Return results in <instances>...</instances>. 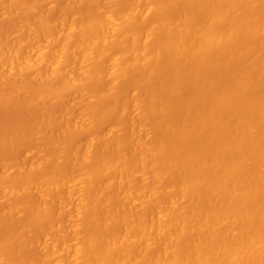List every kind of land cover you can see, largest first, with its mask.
<instances>
[{"label":"bare ground","instance_id":"bare-ground-1","mask_svg":"<svg viewBox=\"0 0 264 264\" xmlns=\"http://www.w3.org/2000/svg\"><path fill=\"white\" fill-rule=\"evenodd\" d=\"M60 1L62 0L58 2L62 4L67 1L87 3L89 0ZM91 1L93 0L89 2ZM140 1L144 8L139 7L140 9L136 8L132 11L130 8V12L125 11V14L121 12L122 10L116 9L103 16V14L92 13L88 10L86 14L83 12L81 16L72 17V20L68 21L69 27L65 23L66 30L64 27L57 36L54 34L48 37L51 34L48 32L46 36L48 38L45 43L43 42V46L41 39L45 33L43 31V36L39 32L41 29L35 32L39 34L38 39L37 37L31 39L36 40L34 45L30 41V50H27L29 46L26 48L25 45L18 43L20 41L14 44L11 40L12 45L11 43L8 45L9 42L6 43L7 45H1L0 83L11 82L10 80L16 79L19 75H25L22 73L28 70L33 72V68L36 71L37 67H43V70H48H40L43 71L41 78L45 75L44 72H47L45 78L42 79L63 77L64 80L63 75L66 74L70 80L65 81H70L73 89L77 82L85 80L97 86L96 84L103 77L111 80L109 82L107 79V85L109 82L112 87L109 90L118 89L122 88V84L126 85L130 80L143 76L144 73L153 76L157 74L170 76L189 67L201 66L202 63L205 65L204 62L209 61L210 57L212 59L214 54L217 55L219 52L222 54L226 49H230L231 53L233 49H236L238 54L248 57L251 49L254 48L251 45L256 48V43L259 44L264 40V0ZM36 2L38 3V0H31V2L29 0L30 7L34 8V5L36 7ZM74 3L73 5H76ZM136 4H138L137 0ZM158 16L161 17L158 18L159 20ZM131 26L134 28L132 29ZM108 30L113 32L116 30L117 33L111 35L110 32L111 36H109L107 35ZM36 41L41 42L40 45ZM255 78L251 83H257L258 81L255 82V80L261 79ZM94 80H98L97 83H94ZM102 82H106V79ZM193 82L186 83L185 81L184 85L181 83L180 88L177 83V90H180L172 89L176 92H172L174 95H170V92L166 94L161 92L157 96L160 98L144 99L139 102L140 108L137 112L139 118L151 124L146 135L143 136L146 138L139 135L141 131L134 128L136 125L125 127L127 125L122 124L121 126L125 128L122 127L121 134L119 129H116L115 131L119 132L116 133L118 135L116 137L108 134L106 137V134L97 133L89 137L85 144L83 143L85 146L78 144L79 146L73 147L74 149L68 150L69 152L67 151L64 155L62 153L63 156H59L61 157L59 162L64 166L61 169L65 171L59 174L45 171L47 170L45 167L58 161L53 158V155L40 157L35 160V163L33 160L30 166L28 165V174L24 169H18L15 174L7 172L8 170L1 174V196H19L30 189V191L35 190L39 198L43 197L45 200L53 196L50 195L53 194V189L64 188L68 190V193L69 191L72 193L71 188L75 185V180L81 176V188H84L86 193L84 197L79 198V203L76 201L77 203L74 204L78 205L77 210L80 213L85 212V216L91 213V210H94L92 213L100 212L99 209L104 210L103 208H108L107 205L119 199L122 200L118 202L125 205L127 203L125 201H128L132 195L133 200L135 198L140 200L139 207L141 208L139 209L142 211L151 207L150 199L155 198L160 203L164 200L161 204H165L163 206L165 210L161 209L160 212L154 214L155 217L153 216L154 219L150 220V223L137 227L130 224L124 232L120 230L119 232L117 228L112 227L115 226L112 222L110 224L101 222V225L95 226L93 223L90 224L87 218L85 220L81 218L83 221L80 220L81 223H77L79 226L76 224L74 229L81 228V231L79 229L78 231L82 233V236L80 235V239L74 245L70 241L68 242L70 245L65 241V243L56 245L54 240H52L54 243L47 240L51 243L49 245L43 239L45 242L42 244L45 246L41 247L43 264H57L54 260L49 261L50 256L55 255L57 251L59 253L66 251V255L69 254L67 255L70 259L69 264H264V140L248 133L249 130L256 132L254 127L264 122V105H262L264 103L256 102L258 106L255 102H251L246 105L242 104V107L236 105L238 109L234 107V111H228V108L224 110L220 107L221 104L214 101L215 98L211 99L217 89L215 85L199 88L200 84H198L196 88L193 84L197 85V82ZM254 83L247 87H253ZM90 85L92 87V84ZM95 86L89 87L92 90L87 96L94 97V99L101 98L104 95L102 94L104 88L102 87L100 92L101 86L98 88ZM189 86L196 89L192 88L188 91ZM219 102L222 103L223 100ZM95 104L99 109V104ZM95 109L92 108L91 111H94L90 113V117L79 121L80 124L71 123L73 128L84 124L103 123L117 111L109 109L105 111L106 113H101ZM101 111L104 112L103 109ZM118 114L120 116V112ZM69 121L70 119L67 124ZM47 122L36 124L37 126H34L36 131L38 129L52 131L56 128L53 127V122L49 121L51 124ZM17 127L5 133L0 131L1 146L2 144L19 143L21 139L26 141L33 136L32 132H35L32 128L31 131L26 129L27 127L24 129H22L23 126L18 129ZM223 129L238 133L237 137L240 134L239 141L236 139V143L240 142V144L229 143L219 146L217 133ZM219 143L221 144V141ZM116 150L122 154L120 156L123 158L119 159L121 161L114 162L115 164L112 163L111 166L108 165V168L104 167L103 170H99L83 167L85 165L83 162L88 160L91 154H95L93 155L95 157L98 152L108 154ZM133 150L139 152L137 157L131 156ZM75 168L82 169L84 173L76 175ZM36 169H43V171L41 174L38 173L39 170L35 173ZM33 173L35 177H32L34 178L32 184L31 182L20 183L22 181V179L19 180L20 178L25 175L31 178L34 176ZM78 179L76 181L79 182ZM144 181L149 182L146 192L139 189L140 183ZM6 184H10L11 188H6L4 186ZM26 184L31 185L29 187ZM148 197L150 199H147ZM69 199L72 200L70 197ZM131 201L130 199V203ZM38 246L36 245V248L40 247ZM13 250L16 254L18 253L16 249L10 250L8 245L1 244L0 263L10 260L13 257L10 254L14 252ZM48 250L51 251L48 253ZM41 251L38 250V252Z\"/></svg>","mask_w":264,"mask_h":264},{"label":"rangeland","instance_id":"rangeland-1","mask_svg":"<svg viewBox=\"0 0 264 264\" xmlns=\"http://www.w3.org/2000/svg\"><path fill=\"white\" fill-rule=\"evenodd\" d=\"M42 1L43 2H41V0L40 1L38 0V3L36 2V7L33 3H31V5L32 4L34 5V8H33V7H30L29 0H0V46L3 44L5 45L6 43L8 44V42H9L8 45H10L11 40H12L13 43L20 41L18 43L25 45L24 47H26V46L28 47L30 45L29 43H31L30 41H32L35 37H37L36 39H38L39 34H36L35 32H38L40 29L41 30L39 32L42 33V35H43V31L45 33L44 34L45 36L43 35L44 37H42V39H41L42 46H43L46 38H48L49 36L54 35V34L57 36L59 33H61L63 31L64 27H65L64 30H66V27L67 26L69 27V22H70L69 20H72L71 19L72 17L75 18V17L81 16L80 14H82L83 12L85 13L86 11L88 13L89 12L88 10H90V12H92V13H99L101 15L103 14V16H104L105 14L106 15L110 14L111 10H116V9H118V11L122 10L121 12L125 14V11H126V13L130 12V8H131V11L133 9H136L139 7L144 8L143 4L142 5L140 4V3H142L140 0L139 1L137 0L138 4H136V0H98V1L93 0L91 2H89L90 0L89 1L86 0V1H88L87 3H85L84 1H81L79 3L73 2L76 5H73V3H71L70 1H69L70 2L69 3L67 0H65L69 4V5L67 4L66 6H65V4L67 2L64 3V2H62L63 0L60 1V2H62V4L64 3L63 6H61L62 4H60L58 2L59 0L58 1H56V0H46V1L42 0ZM158 1H156V2H158ZM30 2H31V0H30ZM55 2H56V4H55ZM57 2H58V4H57ZM135 5H140V6L135 7ZM57 6H59V7H57ZM144 6H146V4ZM9 8L10 9L12 8V9L10 10ZM96 10H98V12ZM143 10H145V9H143ZM10 13H11V15H10ZM158 18L160 19L161 17L158 16L157 19ZM66 19H68L67 22H66ZM65 23L68 25L66 26ZM30 25H32V26H30ZM54 25H55L56 30H55V28H53ZM133 26L135 27V25H133ZM133 26H131V28ZM129 28H130V26H129ZM52 29H54L53 31L54 32L56 31V32L54 33L53 31H51ZM57 29H58V31H57ZM48 32L51 34H49ZM110 32H111V35L117 33L116 30L114 32L111 30H108L107 35L111 36ZM47 35H48V37H46ZM40 37H41V34H40ZM28 40H29V42H28ZM35 40L32 41L31 44L34 45ZM26 41L28 42V44ZM40 43H38V45H40ZM14 44H17V43H14ZM11 45H12V43H11ZM251 46L255 48V46H253V45H251ZM256 46H257L255 48L256 53L254 51V48L251 49V51H250L251 55H252V51H253L252 56L250 54L248 55V57L245 55L242 56V55L237 53L236 49H233L234 51L232 50V53L230 52L231 51L230 49H226V51L222 52V54L219 52L220 54L219 53H217V55L214 54L212 56V59L210 57L209 61L208 60L206 61L207 63L204 62L205 65L202 63L201 66L197 65V66L189 67L182 72L179 71V72L174 73L173 74L174 76L173 75L168 76L165 74H160V76H159V74H157V76L156 75L153 76L152 74L144 73L145 75L143 74V76L141 75L138 78L135 77L136 79L134 78V80H130L129 83L126 82L127 83L126 85H125V83H124V85L122 84L123 86L121 85L122 88H118L119 90L118 89H110L109 90V88H112L111 83H109V82H111V80H109L110 78L108 79V77H106V78L103 77V79L100 78V80H99V78H97L99 80V81L97 80L98 83H97V81H95L96 79L94 80V83L96 82L97 86H95V84H93L92 82H90V84H92V87L94 85L96 88L101 86V88H99L100 92L104 88L102 91V94H104V95H102L101 98H98V99H94V97L87 96V95L91 94L90 91L92 90L91 89L92 87L89 84V80L77 82L76 83L77 85L75 84L74 85L75 88L73 89V87H71L72 84H70V81L68 82V80H67V82L70 85L65 81L66 79L70 80V78H68V76L66 74L63 75L64 80L62 79L63 77H60L61 79L60 78L58 79L57 77H55V79H54V77H52L53 79H51V78L42 79V78H45L44 76L47 74V72H44L45 75L41 78V76L43 75L42 72L46 70V69L43 70V67H37L39 70H37V68H36V71L33 68L34 73L32 72V70L31 71L28 70L25 73H22V75L23 74H25V75H23V76L19 75L18 77H16V79L14 78L15 80L14 79L10 80L11 82L0 83V101H2V102H0V131H1V133L2 132L5 133L8 130L13 131L17 126H18L17 129L19 127L23 126L22 129H24V127H27L26 129L31 130V128H32L35 130V132H32L33 136H30L31 138L29 137V139H27L26 141H24L25 139H23V140L21 139L20 140L21 142L20 141H19V143L16 142L17 144L16 143H14L12 145L11 144H9V145L2 144V146L0 144V176L4 171H7V170H8L7 172H10L11 174H15L18 169H24V170H26L25 173L28 174V168H29L31 162H33V160H34V163H35L36 159L38 160V159H40V157H46V155H53V158L58 159V161L57 160H56V162L54 161L56 164H54V162H53L52 163L53 165L52 164L48 165L47 167H45V169H47V170H45V169L44 170L49 172V173L59 174V173L65 171V169H61V168H64V166L60 165V162H59L60 158L65 153H67L68 150L74 149L73 147H75V146L77 147L78 144L80 146L84 145L85 141L88 140L89 137L91 138V136H93L94 134H97V133L103 134V135L106 134L105 135L106 137H107V134L111 137H116V136H118V135H116V133L118 131L120 132V134L122 133L121 131H123L122 127H124V126H121L122 124L127 125L125 127H129V126L131 127V125L133 127L136 125L134 128L136 130L139 129L141 131V133L139 132V135L141 134V137L145 136L147 129L150 128L151 124H150V122L148 123V121H145V120H142L139 118V115L137 114L138 108H140L139 102L144 101V99H155L158 96V94L161 92H165L164 94H166V92L167 93L170 92V95H171L172 92L179 91L180 89L177 90V85H178V88H180V87H182V84L183 85L185 84L184 83L185 81H186V83L189 81L197 82V85H196V83L193 82L194 83L193 85L196 88H197L198 84H200L199 88L201 86L206 88V87L215 85L214 87H217L216 92H214V94H213V96H215V97L212 96L211 99L215 98L214 101H217L218 104H221V106L220 105L219 106L224 110H226V108H228V111L233 110V108L236 107V105H237V107H240V106L242 107V104L246 105L247 103L249 104L251 102H255V103L258 102L260 104L264 103V85H261L262 83L264 84V76H262V75H264V40L261 41L259 44L256 43ZM30 47L31 46H29L27 48V50L28 49L30 50ZM252 47H250V48H252ZM235 57H236V59H234ZM242 57H244V58H242ZM41 69L43 70L42 72L40 71ZM37 71H38V73H37ZM27 72H28V74H27ZM259 73H260V75H259ZM257 75H258V77H257ZM261 76L263 79L261 78ZM255 77L257 79L261 78V79L255 80V82L258 81L260 84L258 82L257 83L253 82L255 84L253 87L252 86L247 87V85L253 84V83H251V81L254 80L253 78H255ZM17 78H19V79H17ZM20 78H21V80H20ZM184 78H186V79H184ZM40 79H42V80H40ZM104 79H106V82H102V81H104ZM107 79L109 80L108 85H107V81H108ZM245 82L247 84H245ZM248 82H249V84H248ZM109 84H110V86H109ZM175 85H176V89H175ZM89 87H91V88L89 89ZM187 88H188L187 90L189 91L193 87L190 88V86H189ZM196 88H193V89L195 90ZM172 89H174L175 91H173ZM104 90H106V92ZM185 90H186V88H185ZM194 90H192V91H194ZM74 93H75V95H74ZM83 94H85V95H83ZM164 94H161V95L163 96ZM172 95H174V94H172ZM157 98H160V97H157ZM216 98H217V100H216ZM218 99L223 100V102L222 103L219 102L220 100L218 101ZM254 100H256V101H254ZM94 103L99 104V106H100V107L98 106L99 109H97V107H96L97 104L94 105ZM136 103L138 104V106ZM217 103H216V105H217ZM257 105L259 106V104H257ZM262 105H264V104H262ZM92 106H94V107H92ZM91 107L93 109H95V107H96V109L99 110L101 113H106L105 111H107L109 109H110V111L113 109L114 112L117 110L118 113L120 112V116H118L119 114L116 111L115 112L116 114L114 113V115L112 116L113 118L111 117L110 119H108L109 121L105 120L103 123L98 122L97 124L94 123L92 125L84 124V125H81L78 127L75 126V129H74L73 128L74 126H72L71 123H75L74 125L80 124L79 121H82L83 119L86 120V118L90 117V113H92L94 111V110L91 111V109H92ZM118 107H119V109H118ZM237 107H236V109H238ZM130 108H132V109L130 110ZM102 109L104 112L101 111ZM122 109H123V112H122ZM127 110H129V111L127 112ZM234 110H235V108H234ZM121 112H122V114H121ZM78 114H80V115H78ZM114 116L116 119L114 118ZM116 116H118V117H116ZM79 117L82 119H80ZM68 119H70L69 124H67ZM72 120H74V121H72ZM46 121H48L47 123H49V121H51V123L53 122L54 124H52V125H54L53 127H56V128H54V130H52V131L48 130V129H42V130L38 129V131H36L34 126L39 125V123L43 124V122H46ZM63 121H65V122L63 123ZM132 121H133V123H131ZM134 122H135V124H134ZM138 122L140 125L138 124ZM26 123H28V124H26ZM51 123H49V124H51ZM81 124H82V122H81ZM8 126H10V127H8ZM263 126H264V122L263 123L260 122L259 126L257 125L254 127V130H256V132L253 130L251 132L249 130L248 133H250L251 136H252V134H254L255 138H261L264 140V127ZM114 127H115V129H113ZM12 128H13V130H12ZM144 128H145V130H144ZM255 128H257V129H255ZM116 129H119V130L115 131ZM216 133H215V135L218 134V137H217L218 139L217 138L216 139L218 141L219 146L229 144V143L230 144L233 143L234 145L240 144V142L236 143V141H237L236 139H238V137L240 135L239 134L237 137L238 133L235 134L231 130H224V129L221 130L219 133H217V134ZM143 138H146V137H143ZM28 140H29V142H28ZM220 141H221V144L219 143ZM238 141H239V139H238ZM84 146H82V147L84 148ZM113 152L114 151H112V153L110 152L108 154H105V153L101 154L102 152H98V154L95 157L93 156L95 154H91L92 156L90 157V155H89L90 158L88 157L89 159L85 160L83 162L86 165L85 166L83 164L84 165L83 167H88L89 169H99V170H103L104 167L108 168V165L111 166L112 163L116 162L120 158L121 159L123 158L122 156H120L122 154H120L119 151L116 150L114 153ZM62 153H63V155H62ZM138 153H139L138 151L133 150V151H131V156L137 157ZM59 156H61V157H59ZM119 161H121V160H119ZM25 165H27V166L29 165V166L27 167ZM54 168H56V169H54ZM58 168H59V170H58ZM79 168H81V167H79ZM76 169L77 168H75V170ZM38 170L36 169V170H34V172L37 173ZM75 170H74V172H76V175H80V174L84 173L82 169H80V170L77 169L76 171ZM41 171H43V169L42 170L40 169L38 171V173L41 174L42 173ZM107 172L108 171H106V173ZM35 173H33L34 176H31V178L29 175H27V176L25 175L24 176L25 178L24 177L20 178L19 180L22 179V181L20 183L25 184V183L31 182V184H32L34 182V178L32 179V177H35ZM39 174H37V175H39ZM80 177H79V179L76 177L79 180V182L76 181L77 179L75 180L74 183L76 186L73 185V188H71L72 193H71V191H69V193H71V194L68 193L67 189L64 190V188L57 189V190L53 189L52 190L53 194H50L53 196H50L47 200H45L42 196H40V197H42L44 200L42 198H39V194L37 192H36L37 193L36 194L35 190L30 191V189H29V191L27 190L26 192H24L23 195L20 194L19 196H7L6 197L5 195L4 196L2 195L3 196L2 197L1 193H0V245L1 244H4V246L8 245V249L10 248V250L11 249L17 250L19 248L18 249L19 251L17 250V252H18L17 254H16V251H14V250H13L15 252V253L13 252L14 254L12 252L11 253L9 252L11 255H13V257H11L10 260L8 259L6 262L0 263V264H10V263L11 264H34L35 262H36L35 264H43L44 260L41 259L43 250L41 249V247L43 248V246H45V245H42L45 243L44 241L49 240V242H51L52 240H54L56 242L55 243L56 245H58V243L60 245V244L65 243V242H67V244H69L68 242L70 241L71 244L74 245L75 242L77 243L78 240L80 239V235L82 236V233L79 232V231H81L80 230L81 228L79 229V227H78L77 229H74V227H76L77 223L80 224L81 221H83V219H81V218H84V220H85V218H87L86 220H88V222L90 224L93 223L95 226H97V224L101 225L104 222L105 223L108 222L107 224H110L112 222V224L115 225L112 227L117 228L118 231L120 230L121 232L122 231L124 232V229L127 228L130 224L132 226L134 225V227L135 226L137 227V226H141V224L143 226L144 223H146V224L150 223L151 222L150 220L154 219V217H155L154 214H157L158 212H160L161 209H164L163 206L165 204L162 205L164 203L162 201H164V200H161V203H162L161 204L158 200L156 201L155 198H154L155 199L154 200L153 198L150 199L148 197L147 199H150V203H151V207L148 209H151V210H148V209L144 210L143 209V211H142V209L141 210L139 209V208H141V207H139L140 206L139 204L141 203V202L139 203L140 200L138 201V198L136 199L135 197H134L135 199L133 200L132 199L133 195H132L131 197L129 196L130 199L132 200L131 201L132 203H130V199H128L126 197L128 199V201L127 200L125 201V202H127V203H125L126 206L123 203H119V202H121L119 200H122V199H119V200L115 201V203L112 202L113 205H111L112 203L107 205L108 206V208L106 207L107 209L106 208H103L104 210L99 209L100 212L95 211L94 213H92L94 210L90 209L92 212L91 213L86 212L87 214L85 216L84 215L85 212L83 214L80 213V211L77 210L78 205L74 204L77 202L79 203V200L82 197H84L85 193H86L85 190H83L84 188H81L82 185L80 183L81 182ZM31 179H32V181H31ZM23 181H25V182H23ZM144 182L140 183L139 189H141L140 191L143 190V192L144 191L146 192L149 182H147V181H144ZM31 184H28V185L26 184V186H29ZM141 184H144V185H141ZM6 185H4L6 188H11L10 184L9 185L6 184ZM52 191H51V193H52ZM119 193H122V192H119ZM68 195L70 198H72V200L69 199ZM145 196L147 197V194ZM121 197H122V195H121ZM126 198H124V199H126ZM147 201H149V200H147ZM117 202L119 204H117ZM120 204L124 205L125 207L120 205ZM61 206H62V208H61ZM68 206H70V207H68ZM76 211H77V213H76ZM163 211H161V212H163ZM109 219H110V221H109ZM94 225H91V226H94ZM77 226H79V225L77 224ZM64 229H66V230H64ZM78 229H79V231H78ZM79 233H81V234H79ZM57 234H61L62 236L61 235L59 236ZM120 234H122V233H120ZM67 237H69L71 240H69V238H67ZM43 239H44V241H43ZM63 239H66L67 241L63 240ZM47 242H46V244H47ZM49 242H48V244L51 245V243L53 241L51 243H49ZM40 244L42 246H40ZM36 245L37 246L39 245L40 247L39 246L38 247L40 249L36 248ZM160 245H161V243H160ZM161 246H163V245H161ZM48 247H50V246H48ZM37 249L39 251H41V250L42 251L38 252ZM49 251H51V250H48V253H49ZM61 252L62 251H60V253H59L57 251L56 252L57 255L52 254L53 256L52 255L50 256L49 261L53 262L52 260H54L57 262V264H62L63 262H65L67 260L64 264H69L70 259H68L69 256H67L69 254L67 253V255H66V251H63L62 253ZM34 257H36V258H34ZM51 257H53V258H51ZM64 257H65V259L66 258L67 259L65 260ZM38 260H41V261H38ZM59 261L61 263H59Z\"/></svg>","mask_w":264,"mask_h":264}]
</instances>
